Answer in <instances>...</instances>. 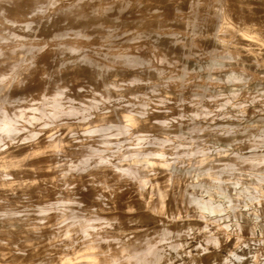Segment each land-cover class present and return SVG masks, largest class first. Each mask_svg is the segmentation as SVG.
<instances>
[{"label":"bare ground","instance_id":"obj_1","mask_svg":"<svg viewBox=\"0 0 264 264\" xmlns=\"http://www.w3.org/2000/svg\"><path fill=\"white\" fill-rule=\"evenodd\" d=\"M204 14L205 28L195 22ZM0 36V264H169L162 233L182 226L194 196L145 142L179 131L177 96L191 89L162 81L158 65L174 55L188 80L210 75L199 82L207 94L196 92L211 112L223 87L241 99L264 93V0H0ZM114 36L116 56L102 68L94 47L107 50ZM100 86L106 100L82 91ZM133 91L163 103L138 107ZM189 110L179 122L196 116ZM219 135L214 141L231 144ZM128 137L138 145L118 151ZM197 173L191 187L210 194L212 183Z\"/></svg>","mask_w":264,"mask_h":264},{"label":"rangeland","instance_id":"obj_2","mask_svg":"<svg viewBox=\"0 0 264 264\" xmlns=\"http://www.w3.org/2000/svg\"><path fill=\"white\" fill-rule=\"evenodd\" d=\"M193 5L194 2L189 1L187 6L183 8L186 16L189 17V14L194 7ZM156 10L160 12V8H157L154 11ZM161 10H163V7ZM206 15L207 14H204L206 19L205 17L196 19L195 22L197 25L202 26L204 23L202 27L205 28L210 24L211 21ZM198 31V26H192L189 37L192 38L191 36H197ZM12 37L13 36H11V38ZM118 39L121 38L117 36L112 37L111 40L108 41L109 48L107 50L101 49L102 46L100 44H98L97 47H94L97 52V62L100 63L102 68L107 65V63H111L109 57L116 56V54H113L115 47H112V41ZM97 48L99 50H96ZM20 49L25 50L27 49V46H22ZM100 53H102V55ZM135 57L137 61H134V64L136 63L140 66L144 63L145 60L140 56V53ZM171 59H163L161 61L162 63H159V77L162 81L175 79L178 82L179 80V88L183 89L185 87L191 89L189 94L183 95V92L181 91L179 93L180 97L177 96L178 101L180 100V103H178L180 109H178L181 112L176 114L174 122L177 123L179 131L171 132L169 135L171 138L169 139L160 140L158 138L161 137L154 135L153 137H150V140L148 138L145 142V144H149V146L154 147L157 150L159 148L158 152H155L154 155L160 156L169 161H167L169 166L166 173L167 171L169 173H167L168 175L171 173V178L177 179L180 186L194 196L186 200V206L181 211V213L183 211L185 212L179 217L182 226L177 228V230H168L167 232L162 233L163 236L160 239V243L165 247L169 256H171L169 264H264V93L255 92L256 90H254L252 92L253 94L250 96L251 99L246 97L241 99V96L239 97V92L237 96V92L231 93V90L223 87L220 89L221 92L218 91L215 94V96H217V99L215 98V100L220 106L218 104L215 105V110L212 109L211 112L205 108L206 100L202 101L200 100V97H198L200 96L198 93L204 92V94H207V90H204L206 86H201L202 89L200 88V79L205 78L209 83L210 75L206 76V72H202L199 73L196 79L188 80L187 75H185L188 66H183V63L174 55L171 56ZM204 61L205 57L203 56L202 59L194 65L198 68L192 66L189 70H191V72L201 71L203 66L202 63ZM208 62L213 63L214 60L211 58ZM178 64L182 67L179 66L177 68L176 66L175 68V65ZM216 65L223 67L222 64ZM178 74H180V76ZM193 81L194 83H192ZM122 83H124V81ZM100 87L101 88H98L100 91L97 87L95 90L83 88L82 91H84L85 95L93 96V98H96L99 101L106 100L105 92L103 93L105 86ZM93 88L95 87L93 86ZM130 93L127 95L137 100L138 107H143V105L145 107L148 103L153 106H161L163 103V100L158 93L151 95L148 94V91L145 93L139 91H133L131 94ZM97 95L100 97L99 99ZM146 96L149 97L147 98ZM126 97L127 96L123 93L122 98L126 99ZM119 100L120 101H118V99H116V101L114 100L115 104L121 102L122 99ZM184 103L190 109L189 113H195L196 116L191 118L190 114L187 116L188 119L185 117L179 122L178 118H181L185 106ZM112 104L113 103H111V105ZM246 108H249V111L252 110L253 112H256V114L253 112L247 114L245 110ZM185 121H188L189 123ZM245 121L250 122V124ZM255 121H257V123ZM254 125H256L255 128L251 129ZM260 125L263 127L261 128ZM226 127L229 128V130ZM219 133L221 134L219 135ZM245 134L248 135L245 136ZM215 135H219L217 138L229 137L231 139L233 137L230 141L231 144H226L227 146L221 144V146L220 143L218 144L217 141H214V138L216 137ZM111 136H113V138H120L116 134ZM138 141L139 139H136L135 137H128V139L122 138L119 143H122V145L124 144L123 148L121 147L122 149L119 148L117 150L127 151L128 149H131V147L133 148L138 145ZM127 142L131 147H129L128 144V146L126 145ZM133 142L136 144L135 146L134 144H131ZM233 143V146H235L234 148L232 146ZM236 144L240 147H236ZM217 152L221 153L216 156L215 154H218ZM206 157L210 159H206L204 163L203 161ZM183 169L185 171H183ZM209 170L212 171L213 176L209 175L208 177ZM200 171L202 172L201 177L212 183L210 194L199 190L194 191L193 187H191V183L196 179L195 176H197V172ZM186 187H191V189ZM223 192H225L226 196ZM188 201L190 202V205ZM207 201H210V203H207ZM187 212L189 215H187Z\"/></svg>","mask_w":264,"mask_h":264}]
</instances>
